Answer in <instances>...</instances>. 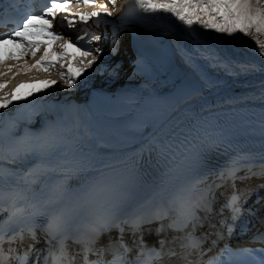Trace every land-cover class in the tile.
<instances>
[{
  "label": "bare ground",
  "instance_id": "bare-ground-1",
  "mask_svg": "<svg viewBox=\"0 0 264 264\" xmlns=\"http://www.w3.org/2000/svg\"><path fill=\"white\" fill-rule=\"evenodd\" d=\"M126 1L115 0L113 6L101 0L100 6L115 15ZM139 10L152 21L151 28H104L114 35L108 45L120 36V53L113 56L106 49L93 55L97 60L86 76L97 81L93 73H103L98 85L118 96L104 108H91L78 82L68 87L49 77L46 81L56 84H43L26 112L14 113L34 132L29 147L0 160V169L13 174L12 184L38 186L47 193L59 182L82 190L105 178L140 172L174 150L179 157L171 172L201 167L204 154L198 149L224 141L248 151L227 159L204 185L212 191L221 186V192L232 184L250 187L261 197L258 203H264V55L257 43L264 32L253 28L248 35H228L200 23L185 25L163 11ZM121 62L122 70L129 69L117 80ZM170 76L198 86L200 93L174 102L162 90ZM230 165L240 167L232 179L223 172ZM134 191L126 189V194Z\"/></svg>",
  "mask_w": 264,
  "mask_h": 264
},
{
  "label": "snow or ice",
  "instance_id": "snow-or-ice-1",
  "mask_svg": "<svg viewBox=\"0 0 264 264\" xmlns=\"http://www.w3.org/2000/svg\"><path fill=\"white\" fill-rule=\"evenodd\" d=\"M85 4L94 2V0H83ZM115 5V0H110ZM131 3H135L145 12H158L163 11L170 13L175 16L180 22L185 25L192 26L194 23H200L201 25L209 28H213L216 31L233 35L237 32L248 35L251 29H255L258 32H264V0H130ZM69 0H49V3L44 7L43 11L39 14H26L20 17L15 23L14 28L11 32L6 35L0 36V64L4 63L5 59H17L18 56H25L27 50L31 49V54L36 55V50L41 43L48 41L51 42L57 39H63V37L53 30V19L59 14L61 23L67 20V27L71 28L74 26V20L69 18V15H79V19L82 22H87L90 18L99 17L101 14L108 16L112 15V12L108 11L105 5L100 6L99 11H93L91 13H80V14H68ZM51 17V19L49 18ZM206 18V19H205ZM219 21V23H217ZM84 37H76V42L79 43ZM93 40H99L100 37H93ZM89 40V44H91ZM70 41L65 40L64 44L61 45L63 48L65 45L70 44ZM259 53L264 55V43H259ZM11 44L13 48L18 49V53L6 52L7 45ZM77 51H81L77 48ZM96 52L99 54L102 49L97 48ZM49 53L45 52V57ZM56 55V53H52ZM58 55L61 57L66 56V52H60ZM82 55L87 57L91 56L85 62H81L82 66L79 72L76 74L69 73L65 78L63 72L60 73V77L64 84L71 87L76 81L77 77L84 73L86 69L91 68L97 60V56H93L90 50H84ZM51 63L50 60L42 58L37 61V64H43L47 66ZM11 68L9 67V71ZM6 73L0 72V75ZM45 87L56 84L55 80L44 81ZM4 85L0 84V88ZM42 89H34L26 93L25 95H15L12 93H5L0 96V109H7L12 106L16 101L26 100L32 96L34 92H40ZM238 197H233L231 203L234 204ZM235 213L233 219L239 215L240 210L233 207ZM4 237L0 236V243L4 242ZM15 238H7V242L11 243ZM90 250V249H86ZM155 251L154 249L152 250ZM159 253H156L158 256ZM151 257L147 264H151ZM0 264H4L3 260H0ZM23 264V261H20ZM87 264V260H85ZM111 264H123L122 257H116Z\"/></svg>",
  "mask_w": 264,
  "mask_h": 264
},
{
  "label": "water",
  "instance_id": "water-1",
  "mask_svg": "<svg viewBox=\"0 0 264 264\" xmlns=\"http://www.w3.org/2000/svg\"><path fill=\"white\" fill-rule=\"evenodd\" d=\"M199 92L200 88L198 86H194L190 82L177 81L174 87L168 91V95L175 102L179 103Z\"/></svg>",
  "mask_w": 264,
  "mask_h": 264
},
{
  "label": "rangeland",
  "instance_id": "rangeland-1",
  "mask_svg": "<svg viewBox=\"0 0 264 264\" xmlns=\"http://www.w3.org/2000/svg\"><path fill=\"white\" fill-rule=\"evenodd\" d=\"M264 36V35H263ZM258 42L260 43H264V38L263 37H258ZM122 56L126 57L125 54H123ZM127 58H129V56L127 55ZM124 67V63L121 62V65L119 66V68L117 69V74H116V78L117 80H123L128 72V68L122 70ZM122 70V71H121ZM173 77V78H172ZM169 79V80H168ZM167 79L168 81V84L167 82H164V85H162V90L163 92L166 93V96H167V92L174 86V84L177 82V81H186V82H189L187 80H184V79H180L179 77H174V76H170L169 78ZM194 83V82H193ZM169 85V86H168Z\"/></svg>",
  "mask_w": 264,
  "mask_h": 264
}]
</instances>
